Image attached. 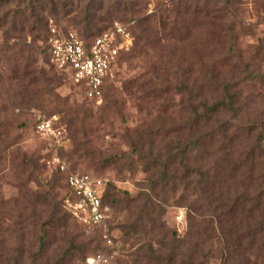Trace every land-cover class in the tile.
Wrapping results in <instances>:
<instances>
[{
    "label": "rangeland",
    "instance_id": "374dc122",
    "mask_svg": "<svg viewBox=\"0 0 264 264\" xmlns=\"http://www.w3.org/2000/svg\"><path fill=\"white\" fill-rule=\"evenodd\" d=\"M179 1L145 0L142 12L153 20L159 8L170 10ZM205 1L200 3L204 12L185 15L179 40L163 41L164 71L157 76L145 74L144 64L156 59L158 51L132 58L133 43L105 84L100 100L89 96L69 72L51 64L45 53L46 38L52 33L47 27L55 30V36L68 32L83 36V25L72 20L87 0L65 8L46 1L33 3L48 26L45 29L42 24L36 33L26 26L20 38L5 30L10 20L30 12L28 2L9 0L0 7V17L6 12L9 18L0 27V49L8 42L14 46L11 55L17 50L14 44H25L24 53L32 59L29 70L37 79V85L30 87L37 95L24 100L12 97L1 86L7 81L8 65L0 60V264H134V252L151 240L136 238L128 229L134 222V202L128 204L130 211L110 206L105 224L88 225L71 217L63 206L65 173L56 166L55 153L68 170L101 175L133 200L148 176L149 160L141 159L142 155L174 154L176 148L211 129L218 130L208 152L219 159L224 138L234 143V152L258 149V140L264 136V0ZM113 19L133 30L132 22ZM113 19L97 22L101 29L94 34L108 28ZM48 78L54 81L49 83ZM134 79H148L144 92L125 89L126 82ZM227 93L234 96L236 112L221 110L210 121L200 122L203 106L226 100ZM52 114L60 118L56 124L63 135L59 147L34 128L38 116ZM224 125L225 132L219 131ZM201 151L190 153L195 165L200 164ZM23 162L29 163V171L22 169ZM217 164L226 166L221 160ZM154 170L151 167L149 174ZM55 206L66 216L65 227L50 220ZM186 212L185 207L171 204L160 221L184 237ZM209 245L217 249L209 263L220 264L215 240Z\"/></svg>",
    "mask_w": 264,
    "mask_h": 264
},
{
    "label": "trees",
    "instance_id": "16d2710c",
    "mask_svg": "<svg viewBox=\"0 0 264 264\" xmlns=\"http://www.w3.org/2000/svg\"><path fill=\"white\" fill-rule=\"evenodd\" d=\"M8 1L0 0V7ZM24 1L28 2L30 12L21 13L17 16L18 20H10L5 30L13 33L15 38L21 37L20 33L26 26L31 33H36L42 24L45 29L48 26L47 22H44L45 17L36 11L33 3L40 4L46 1L54 5L58 3L65 8L74 5L75 1L80 3L81 0H56V3L53 0ZM199 1L187 4L188 0H181L170 10L159 8L158 16L152 20L142 12L145 0H87L84 8L72 21L76 25H83V36L79 34L77 36L85 44H90L94 37L102 32L94 34L101 29L96 25L99 21L121 18L122 21L132 22L133 30L132 27L129 30L133 36L134 52L131 57L138 58L147 55L148 50H157L156 59L144 64L145 74L157 76L166 67L163 41L179 40L178 34L184 27L182 23L185 15L189 12L197 15L205 11V6H201L200 3L206 1ZM104 5L105 12L102 11ZM98 11L101 13L98 14ZM113 20L111 24L117 21ZM7 23L8 13L4 12L0 17V27ZM47 30L50 33L52 29L47 27ZM52 36L53 33L48 34L46 41L48 42ZM14 45L17 50L11 55L9 52L14 46L10 47L8 42L0 49V60L4 61L6 67L8 65L7 81L1 86L5 93H11L12 97L24 100L37 95L36 90L33 88L32 92L30 88L37 85V79L29 70L32 59L30 55L26 56L24 53L26 48L23 46L26 45L23 44L21 47H18V44ZM124 53L120 54L118 64ZM2 76L0 74V78ZM136 80L138 79L126 82L125 89L135 87L144 92L148 79ZM47 81L51 83L54 80L48 78ZM104 89L103 96L106 91ZM233 103L234 96L227 93L226 100L210 106L204 105L202 114L198 117L199 121L206 123L212 119V115L221 110L236 112ZM35 124L36 120L34 128ZM225 126H221L219 131L225 132ZM217 130L211 129L201 137L188 141L181 149L176 148L177 152L174 154L154 156L149 154V157L142 155L141 159L149 160L145 169L148 176L141 184L142 191L133 200L125 198L124 192L117 189L114 184L110 182L105 184L102 203L121 212L130 211L132 206L128 204L134 202L132 207L134 222L128 229L134 231L136 238L138 235L142 239L151 237L150 241L144 242L134 252V264H210L209 259L217 251L209 245L212 240H215L221 253L220 264H260L264 259V239L261 238L264 232V162L260 161L261 153H264L261 149L264 146V136L258 140V149L238 152H234V143L224 138L220 143L219 153L222 155L219 159L217 154L208 152ZM199 148L202 150V154H199L200 164L195 165L190 153ZM218 160L226 166L220 167L217 164ZM22 165L24 171H29L28 162H23ZM151 167L155 170L149 174ZM30 173L32 174V171ZM65 186L67 194L63 206L71 215L66 209L65 202L75 200L76 197L67 188L66 181ZM171 204L187 209L188 229L184 237H180L175 228L160 221V217L165 214L166 206ZM50 220L60 228L66 225V216L60 213L58 206L53 207Z\"/></svg>",
    "mask_w": 264,
    "mask_h": 264
},
{
    "label": "built area",
    "instance_id": "2783aa9c",
    "mask_svg": "<svg viewBox=\"0 0 264 264\" xmlns=\"http://www.w3.org/2000/svg\"><path fill=\"white\" fill-rule=\"evenodd\" d=\"M54 33V29L51 30ZM133 46V36L128 24L114 21L99 33L90 44H85L75 32L62 36H52L47 42L45 53L55 67L69 72L71 78L83 84L89 96L100 100L103 88L113 75L122 52ZM58 117L38 116L35 131L46 136L54 146L62 145L63 135L56 127ZM53 160L65 173L67 188L76 197L66 200L65 206L79 222L88 225L105 224L109 218V206L102 203L107 178L93 172L68 170L57 153Z\"/></svg>",
    "mask_w": 264,
    "mask_h": 264
}]
</instances>
